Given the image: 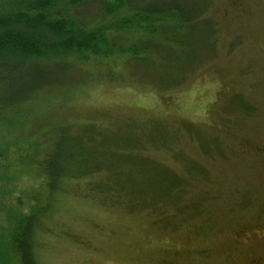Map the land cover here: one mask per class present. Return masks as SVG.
Wrapping results in <instances>:
<instances>
[{
	"label": "rangeland",
	"instance_id": "rangeland-1",
	"mask_svg": "<svg viewBox=\"0 0 264 264\" xmlns=\"http://www.w3.org/2000/svg\"><path fill=\"white\" fill-rule=\"evenodd\" d=\"M210 1L201 17L212 22L215 46L205 27L190 53L195 64L170 86L157 82L173 66L154 81L127 56L91 59L68 74L71 84L0 123V254L14 220L44 192L34 163L49 131L98 125L141 140L175 188L160 192L157 174L132 165L148 202L140 197L130 211L70 186L40 238V264H264V0ZM85 10L88 24L97 22V7ZM108 147L97 156L117 170L125 160Z\"/></svg>",
	"mask_w": 264,
	"mask_h": 264
},
{
	"label": "trees",
	"instance_id": "trees-1",
	"mask_svg": "<svg viewBox=\"0 0 264 264\" xmlns=\"http://www.w3.org/2000/svg\"><path fill=\"white\" fill-rule=\"evenodd\" d=\"M210 3V0H0V123L5 124L22 108L35 103L46 89L71 84L68 74L79 64H89L91 59L127 56L154 81L159 80L156 79L159 72L173 66V71H168V75L163 71L157 82L162 87L170 86L195 64L189 61L190 53L194 55L192 46L206 31L205 27L211 51L215 46L212 22L201 17ZM90 6L97 7V22L91 25L85 10ZM70 128L60 124L49 131L48 147L34 163L45 178L44 192L38 203L14 220L9 243L0 254V264H40V238L58 222L61 202L73 189L70 186L82 185L84 193L87 190L103 203L111 201L112 205L130 211L141 201L140 197L144 203L148 202L143 192L136 191L138 180L128 170L132 165L146 166L149 172L157 174L160 192L168 193L175 188L177 179L159 162L142 154L146 149L138 138L104 131L98 125H88L76 133ZM105 146H109L108 152L110 146L116 148L111 153L115 156L113 160H125L117 170L107 164L104 156H97L99 147L102 155L106 153Z\"/></svg>",
	"mask_w": 264,
	"mask_h": 264
}]
</instances>
